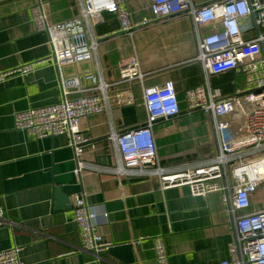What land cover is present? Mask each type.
<instances>
[{
	"label": "crops",
	"instance_id": "1",
	"mask_svg": "<svg viewBox=\"0 0 264 264\" xmlns=\"http://www.w3.org/2000/svg\"><path fill=\"white\" fill-rule=\"evenodd\" d=\"M205 5L210 0H192ZM38 0H0V73L22 64L46 61L51 55L46 33L38 32L32 21V7ZM47 5L52 23H62L79 15L80 0H41ZM150 0H131L127 8L134 22L151 17ZM251 27V21L246 20ZM220 25L198 28L185 15L158 21L148 27L123 33L117 15L103 13L88 37L99 40L91 61L58 68L44 62L27 77H15L0 84V207L7 223L0 229V251L22 247L24 264H125L109 250L99 261L81 246L79 227L74 220V197L83 196L89 205L109 214L108 223L99 229L103 239L113 245L132 244V264H157L155 241L164 240L169 264H220L230 259L233 224L224 193L195 197L190 188L162 190L158 177H128L119 181L108 172L114 147L111 132H123L143 125L147 112L142 87L121 83L120 66L137 57L146 73L144 85L163 87L172 81L181 100L182 113L170 120L158 121L154 133L162 165L178 173L186 165L207 164L218 152L217 133L211 117L201 110L188 113L184 93L202 85L231 95L246 89L239 70L208 74L196 61L202 36L219 31ZM248 32L246 38H253ZM116 84L133 103L116 106V112L90 116L82 128L92 141L85 147L83 160L93 168L77 177L74 152L64 136L37 139L14 127L16 113L29 108L58 104L63 95L60 73L65 78L79 77L89 93L88 74L99 75ZM82 95L74 93L70 98ZM231 121L230 134L243 133L245 120L226 116ZM69 197L64 210H56V190ZM242 214L264 208L261 194Z\"/></svg>",
	"mask_w": 264,
	"mask_h": 264
},
{
	"label": "built area",
	"instance_id": "2",
	"mask_svg": "<svg viewBox=\"0 0 264 264\" xmlns=\"http://www.w3.org/2000/svg\"><path fill=\"white\" fill-rule=\"evenodd\" d=\"M131 0H80L79 15L70 21L52 23L47 5L41 0L32 7V21L38 32L46 33L51 55L46 61L22 64L1 72L0 84L15 77H27L44 62H51L59 71L65 66L91 61L99 40L88 37L93 25L102 22L103 13L117 15L123 33L148 27L158 21L185 15L200 28L218 24L220 30L202 36L198 42L196 61L211 75L235 70L244 74L246 89L231 95L202 85L184 93L185 110L190 114L203 111L211 117L218 138V152L207 164H186L180 172L170 173L158 155L154 125L170 120L182 113L181 100L172 81L163 87L144 85L146 73L137 57L120 66L121 83H137L142 87V97L147 112L143 125L123 132L113 131L108 140L114 147L112 166L107 170L119 181L128 177H158L162 190L190 188L193 196L206 197L211 193H224L223 201L230 208L233 232L230 259L220 264H264V208L250 214L249 209L257 194L264 200V0H210L196 5L192 0H150L151 17L134 22L127 8ZM246 20L251 21V27ZM254 32L253 38H246ZM92 83L89 93L82 88L79 77L65 78L61 73L59 83L63 99L60 103L29 108L14 116V127L37 139L64 136L67 146L75 155V174L93 168L83 160L85 147L92 138L82 128L90 116L116 112V106L133 103L125 92H117L116 84L106 81L102 73L88 74ZM74 93L79 97L70 98ZM239 116L245 120L243 133L232 130L231 121L221 119ZM74 220L79 227V251L99 255L114 245L103 239L99 229L108 223L109 214L89 205L83 196L74 197ZM14 225L7 223L0 207V229ZM22 247L14 246L0 251V264H24ZM157 264H169V256L161 238L155 241Z\"/></svg>",
	"mask_w": 264,
	"mask_h": 264
},
{
	"label": "water",
	"instance_id": "3",
	"mask_svg": "<svg viewBox=\"0 0 264 264\" xmlns=\"http://www.w3.org/2000/svg\"><path fill=\"white\" fill-rule=\"evenodd\" d=\"M56 210H64L70 204V199L61 194V190H56ZM110 254L125 264L134 262V250L132 244L114 245L109 249Z\"/></svg>",
	"mask_w": 264,
	"mask_h": 264
}]
</instances>
